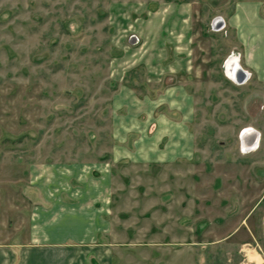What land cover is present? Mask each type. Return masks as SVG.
Returning a JSON list of instances; mask_svg holds the SVG:
<instances>
[{"label": "rangeland", "instance_id": "374dc122", "mask_svg": "<svg viewBox=\"0 0 264 264\" xmlns=\"http://www.w3.org/2000/svg\"><path fill=\"white\" fill-rule=\"evenodd\" d=\"M240 1L0 0L5 264L44 204L36 169L78 164L113 184L93 264H264V139L243 150L264 87L225 72Z\"/></svg>", "mask_w": 264, "mask_h": 264}, {"label": "crops", "instance_id": "0c3cea01", "mask_svg": "<svg viewBox=\"0 0 264 264\" xmlns=\"http://www.w3.org/2000/svg\"><path fill=\"white\" fill-rule=\"evenodd\" d=\"M261 3L256 0L237 2L233 12L223 20L237 40L239 54L234 57L239 58L238 65L247 73L242 84L254 81L258 87H264ZM251 129L255 138L250 140L256 141L253 150H243L254 154L259 150L258 134L262 143L264 130ZM246 139L248 137L243 138V146ZM94 169L99 170L98 175L93 174ZM108 172L106 166L97 168L87 164L36 169L32 182L45 200L33 212L28 241L18 245L19 264H91L95 253L91 248L109 247L107 237L114 238L118 230L113 228V184ZM47 181L54 186H44ZM8 253L0 248V264L11 263Z\"/></svg>", "mask_w": 264, "mask_h": 264}, {"label": "bare ground", "instance_id": "6f19581e", "mask_svg": "<svg viewBox=\"0 0 264 264\" xmlns=\"http://www.w3.org/2000/svg\"><path fill=\"white\" fill-rule=\"evenodd\" d=\"M228 75L232 80H234L237 83H240L243 79H245V77L247 76V73H244L243 69L237 63H235L233 67H229ZM253 132L254 131H252L251 128H248L244 131V137L246 135L248 136V139H246L247 143L244 144V150L246 151H250L249 149L253 150L252 147H254V143L256 142V141L252 142V140H250ZM254 138L252 137V139Z\"/></svg>", "mask_w": 264, "mask_h": 264}, {"label": "flooded vegetation", "instance_id": "af4514ba", "mask_svg": "<svg viewBox=\"0 0 264 264\" xmlns=\"http://www.w3.org/2000/svg\"><path fill=\"white\" fill-rule=\"evenodd\" d=\"M235 63H237L238 64V59L237 58H231L228 62H227V73H228V69H229V67H233L234 65H235ZM241 67V66H240ZM245 81V79L244 80H242L240 83H242V82H244ZM251 128V127H250ZM246 137H248L247 135L244 137V134H243V138H246ZM252 138V137H251ZM256 148V147H255Z\"/></svg>", "mask_w": 264, "mask_h": 264}, {"label": "water", "instance_id": "95a60500", "mask_svg": "<svg viewBox=\"0 0 264 264\" xmlns=\"http://www.w3.org/2000/svg\"><path fill=\"white\" fill-rule=\"evenodd\" d=\"M245 73V72H244ZM263 231H264V221H263Z\"/></svg>", "mask_w": 264, "mask_h": 264}, {"label": "built area", "instance_id": "2783aa9c", "mask_svg": "<svg viewBox=\"0 0 264 264\" xmlns=\"http://www.w3.org/2000/svg\"><path fill=\"white\" fill-rule=\"evenodd\" d=\"M246 73V72H245Z\"/></svg>", "mask_w": 264, "mask_h": 264}]
</instances>
